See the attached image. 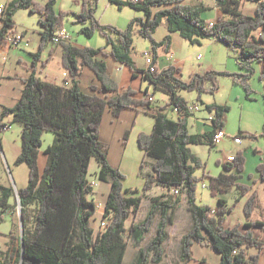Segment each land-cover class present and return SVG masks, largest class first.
<instances>
[{
	"label": "trees",
	"instance_id": "1",
	"mask_svg": "<svg viewBox=\"0 0 264 264\" xmlns=\"http://www.w3.org/2000/svg\"><path fill=\"white\" fill-rule=\"evenodd\" d=\"M198 1L109 0L119 9L130 8L143 14L132 19L125 30L103 24L96 17L99 0L74 1L80 8L77 13L57 11V0H46L45 4L36 0H12L4 7L0 42H5L7 35L15 32L14 18L20 10L39 16L41 37L40 50L34 54L30 75L21 79V98L15 106L3 108L0 114V134L9 126L5 122L7 118H12V124L23 126L22 149L15 165H26L29 170L27 186L17 188L24 224V250L21 236L11 234L9 250L4 254L0 252V264H123L130 241L138 248L133 264H159L164 260L167 228L173 222L180 197L175 201L152 198L146 218L141 222L133 221L127 229L126 222L140 211L144 195L125 187L126 175L111 165L109 150L100 139L106 110L119 117L125 109L140 106L152 109L153 103L147 100L148 90L144 99H138L137 91L121 87L110 74L105 58L125 65L133 79L141 75L154 86L155 91L168 95L174 106L185 111V117L174 119L165 112V108H159L153 113L155 123L152 132L138 135L139 148L154 161L153 175L146 179L143 192L157 184L186 195L192 227L181 239L182 264L194 259L196 244L217 252L221 256L220 264H258L259 255L264 250V238L256 235L255 229L264 233V222L253 219L259 208V193L254 188L257 181L252 175L249 176L252 184L239 181V173L244 171L246 164L242 152L235 155L234 162L221 163L227 173L207 176L212 197L235 189L239 196L236 203L229 207L227 201L219 198L218 207L214 210L197 202L201 178L196 173L204 163L193 152L192 146L216 147L214 134L219 129L224 130L228 107L206 105L207 110L214 114L213 128L203 134H193L190 131V105L180 91L196 92L201 101L204 93L218 91L220 76H227L241 85L247 98L251 99L254 91L250 78L255 73V63L260 65L259 80L264 86V0H216L223 15L214 23L202 18V13L207 10L205 6L187 3ZM247 1L257 2L254 15L240 11L241 5ZM70 17L75 18L73 24L81 27L82 34L88 38L99 34L106 39L107 45L95 49L61 43L62 67L68 72L66 84L60 86L42 81L37 77V64L54 35L66 28ZM162 26L167 35L159 41L155 34ZM174 33L180 34L193 46L200 45L204 39H213L228 49L237 50L238 66L245 73L206 71L193 73L185 81L181 67L171 65L159 70L160 52L171 53ZM136 34L151 45L153 62L147 68L137 67L131 56ZM84 68L94 73L102 86L103 96L98 94L96 86L91 88L94 94L82 91L81 72ZM208 83L210 88L206 86ZM45 133L54 134V142L44 150L47 162L41 173L38 161ZM129 136L130 131H127L125 141ZM237 137L242 138L241 135ZM92 159L99 164L98 179L111 185L103 216V219L110 218V223L97 234L91 226V219L98 206L88 199L94 190L88 180ZM143 165L144 162L142 168ZM256 170L259 181L264 182V159ZM14 196L12 187L0 185V225L4 223L5 214L14 209L11 204ZM245 197V222L227 226L228 215ZM156 219L155 234L146 241ZM251 249L256 253L251 255Z\"/></svg>",
	"mask_w": 264,
	"mask_h": 264
},
{
	"label": "rangeland",
	"instance_id": "2",
	"mask_svg": "<svg viewBox=\"0 0 264 264\" xmlns=\"http://www.w3.org/2000/svg\"><path fill=\"white\" fill-rule=\"evenodd\" d=\"M36 1L41 4H45L46 0ZM74 1L57 0L56 10L74 13L75 10H78V5L75 6L76 4H74ZM208 1L210 2L211 0ZM256 4V1L245 2L246 6L243 9L244 13L246 15H254L253 8L256 6ZM141 16H143L142 13L136 12L130 8L119 9L116 5L110 4L109 0H99L96 12V17L99 18L103 24H110L122 30L127 29L132 19L139 18ZM14 19L17 23V27L20 30L27 32V34H25L26 39L20 48H23L25 45L30 46L31 49H37V43L39 41L40 34L39 32H41L39 16L31 14L28 10H20L17 12ZM74 20V17H70V19L66 21V27L73 37L75 44L95 49L106 47L107 41L105 38L99 34L95 35L93 38H88L80 32L81 27L79 25L73 24ZM163 29L164 27L162 26L157 30L155 34L156 38H161L160 35L163 32ZM176 37L177 40L175 44V51L177 57L180 58L181 62L184 63V66H182L183 80L187 81L190 75L195 72H205V66L207 63L209 66H212L213 71L245 73V71L240 70L238 66L237 50L228 49L223 44H221L223 45L219 46L222 47L223 51L221 52V48L218 47V44H211L208 46L210 43L208 40L203 42V46H193L181 38L178 33ZM150 48L151 45L149 41L143 39L139 34L134 36V48L132 49L131 56L137 67H145L146 65L149 67L146 63L144 52ZM15 65L18 64L15 62L14 58H11L8 60L6 68L0 67V74H2L4 70H7L10 73L15 72L17 69ZM253 66L255 73L250 78V84L254 93L251 99L247 98L246 91L241 85L236 84L233 78L227 76H220L218 78V91H208L204 93L201 96V101H199L198 94L196 92L180 91V95H182L190 105H197L200 108V112H198L197 115L203 120V122L201 125L196 124L194 128H191V132L193 134H203L211 131L208 129V127L212 126L210 119L212 114L207 110L206 105L217 104L228 107V110L225 112L224 116L227 137L219 145L213 148L209 145L192 146L193 152L198 157H200L204 163V167L202 169H198L196 173V176L201 178V181L198 183L197 193L200 204L203 206H218V201L213 199L214 197L211 196L209 185L210 180L207 176L210 175L216 177L221 173H227L222 166V162L226 161L228 155H236L238 152H242L246 158L245 169L243 172L239 173L241 183L249 182V175L256 174V166L264 159V94L262 93L264 86L259 80L260 65L255 63ZM55 67L56 70H58L56 64ZM18 71L21 72L23 70L19 68ZM206 86L207 88H210L211 85L208 83ZM6 88H10V84H6L5 82L2 90L3 98L6 103L12 104V97L7 96L8 91ZM149 88L151 91L149 94L153 93L155 100L158 101V103H163L161 99L163 93L160 91H155L154 86H149ZM164 105L165 104H163V106ZM142 116V121L145 120V122H150L153 119L151 114L146 113ZM6 120V123L10 126V128L0 134L2 148L0 149V184L12 187L15 191V196L11 200V204L14 206V209L9 210L5 214L4 223L0 225V252L2 254L9 250L11 234L15 235L16 237H20L22 234L20 220L21 215L19 212V201L16 190L17 188H20L22 184L23 186L27 185L29 180L28 167L26 165L18 166L14 164L15 158H17L22 149L21 133L23 126L18 123L12 124V120L10 118H7ZM152 129L153 127L149 132L150 129L147 128V134L151 133ZM137 131L135 133H137ZM239 135L242 136V144H236L234 141V138ZM53 142L54 134L45 133L43 137V147L40 149L39 156V169L41 173L46 166L47 159V157L44 155V150L53 144ZM144 160H146L143 165L145 177V174L151 169L149 161L153 159L145 156V154L139 148L137 139L132 137L124 159V163L128 168V170H126V174L124 173L126 175L125 187L127 189L134 188V190H136L138 182H142L145 185L146 180H144L143 176L140 174V166L143 164ZM98 172L99 164L96 159H92L88 180L98 184V186L95 188L97 192L99 191L98 187L103 185L98 179ZM148 178L149 177H146L145 179ZM203 184H205L207 188H203ZM144 185L141 187V191H143ZM258 190L261 201L264 203V184L260 185ZM88 199H91V201L92 199H95L97 204L102 202L101 196H96L94 193L89 194ZM235 199L236 197L228 195V200L230 203H236ZM148 211L147 204H144L143 207L141 206L140 211L136 214L137 221H143L146 218ZM241 215L242 209L239 202L234 207L231 215H228L226 225L228 226L233 222H240L238 220H240ZM102 219L103 217L101 218V221ZM175 219L177 222L176 225L170 228L172 248L168 251H171L170 254H172L173 251L174 254L180 255L181 235L184 232H188L192 226L191 216L186 205L182 206L181 209L178 210ZM95 220L96 219L92 216L91 226L93 229H98V223L96 224ZM157 223L158 220L156 219L151 233L147 237L146 241L154 236ZM100 227L96 234L103 231ZM255 233L261 238H264V233L261 230L255 229ZM135 249L136 247L133 245V242L130 241L124 264H132L131 262L133 260V253L135 252Z\"/></svg>",
	"mask_w": 264,
	"mask_h": 264
},
{
	"label": "crops",
	"instance_id": "3",
	"mask_svg": "<svg viewBox=\"0 0 264 264\" xmlns=\"http://www.w3.org/2000/svg\"><path fill=\"white\" fill-rule=\"evenodd\" d=\"M11 1L12 0H0V6L5 7ZM187 3L188 4H199V5L205 6L207 8V10L202 13V18L204 20L210 22V23L216 22L223 15L221 10L216 5V0H211L210 2L208 0H200L196 3H191V2H187ZM75 6H77V5H75ZM245 6H246L245 3H243L240 7V11L242 13H244L243 9L245 8ZM256 6H257V4H256ZM256 6L253 8V12H255ZM77 7H78V10H75L74 13H77L79 11L80 8H79V6H77ZM15 23H16V21H15ZM66 29H67V27H66ZM15 31L18 33H21V34H23V33L27 34L26 31H22L17 27V23H16V30ZM39 33H41V32H39ZM166 35H167V30L164 28L163 32L160 35L161 38H159V39L156 38V39L160 41ZM176 36H177V33L172 34L171 53L166 54L164 52H160V57H159L158 62H157V68L159 70H162L164 68H168L171 65L176 66V67H181V68H182V66H184V63L181 62V59L177 57V54L175 51V44H176V40H177ZM40 37L41 36L39 34V41L37 43V49H33V48L31 49L30 46H25V45L23 46V48H20V47L19 48H12V47H9V45L6 42H0V67L6 68V64H7L8 60H10L11 58H14L15 62L18 64V65H15V67L17 68L15 70V72L10 73L7 70H4L2 72V74H0V114L3 110V108H5V107L11 108V107L15 106V104L21 98V94H22V90H23V83H22L21 79L27 78L30 75V70L34 64V54L38 53L40 50ZM72 39H73V37H72ZM205 40H208L210 42L208 46H210L211 44H215V45L218 44V47L223 46V45H221V43H219L213 39L202 40L201 44H200L201 46H203V44H204L203 42ZM72 44L74 46L84 48V46H80V45L75 44L74 39H73ZM219 48H221V52H222L223 51L222 47H219ZM145 52H151V48L147 49ZM237 55H238V53H237ZM105 60L107 62L110 74L118 82V84H120L121 87H124V88L131 87L132 89L137 91L138 94L136 97L138 99H144L145 98V92L147 90L149 93H151L149 86H152V85L148 81L144 80L141 75H139L138 77L133 79L130 70L125 65H122L120 63L115 62L112 58H105ZM55 64L57 65L58 70H56ZM37 65H38L37 66V77L40 78L42 81L54 83V84H57L60 86L66 84L67 78L64 77L65 70L62 67V48H61V46L50 45L49 48L45 52L42 53L41 58H40ZM19 68L23 71L19 72L18 71ZM139 68H147V65L145 67H139ZM205 69H206L205 72L206 71H213L212 66H209L208 63L206 64ZM195 73H201L202 74L204 72H195ZM6 79H8V80H6ZM5 82H6V84H10V88H8V89L6 88V89L8 91L7 96L12 97V104L6 103V101L3 98V91L2 90H3V85ZM80 86H81V89L84 93L94 94V92L91 90V88H92V86H96L98 89L97 90L98 94L101 96H103V94H104V92H101V90H102L101 84L97 80L94 73L92 71H90L88 68L82 69L81 85ZM262 93L264 94V87H263ZM151 95H154V94L152 93ZM161 99H162L163 103H158V101L155 100V102L152 104V109H149L147 106H140L137 109H125L122 111V113L119 117H114L112 115L111 111L108 109V110H106V112L104 114L102 125H101L100 139L107 146V148L109 150L108 158H109L111 165L114 166L115 168H118L119 170H121L125 174H126V170H128V168L124 163V159H125V154L127 153L129 143L131 142V138L134 137L138 141V135L141 132H146L147 128L150 129L149 130V132H150L151 128L154 126V123H155L154 117H153L152 121H150V122H145V120L142 121V117H143L142 115L147 113V114H151L153 116V113H152L153 110H155L157 108H161V106H163V104L170 101V97L164 93H163V96L161 97ZM198 112H200V110ZM198 112H194L191 114L192 116L189 119L190 131H191V128H194L196 124L201 125V123L203 122V120L198 117V115H197ZM211 114L212 115H211L210 119L212 122L213 113H211ZM10 119L12 120L11 117H10ZM6 121L7 120L5 119V122ZM212 128H213V123H212L211 127H208V129L212 130ZM224 130L226 132L225 127H224ZM127 131H130V136H129L128 140L125 141V135H126ZM136 131H137V133H135ZM142 152L144 153V151H142ZM263 158H264V155H263ZM15 160H16V158H15ZM145 161L146 160H144V163H145ZM46 162H47V159H46ZM153 163H154L153 160L149 161V165H150L151 169L148 173L145 174L146 175L145 177H144V172H143L144 170L142 168V165L140 166V174H141V176H143L144 180H146L145 179L146 177H151L153 175V170H152ZM222 163H224V162H222ZM14 164H15V162H14ZM39 165H40V162H39ZM252 176H253V180L257 181V183L254 185V188L259 193L258 188L260 185L264 184V182L259 181V174L257 172H256V174H252ZM253 180L249 179V177H248L249 182H247L245 184H252ZM101 183L103 185H100L98 187L99 191L97 192V190L94 189L92 193H94V195H96V196H99V195L101 196L102 202H100L99 204H102V206L105 207V204L107 202V198H108V195L110 192L111 185L109 183H106V182H101ZM0 185H3V184H0ZM137 185L138 186H137L136 190H140L139 192L144 195L142 207L144 206V204H147L148 210L150 209L152 198L162 197L163 200L171 199L172 201H175L180 197V203H179L176 211L173 214V222H172V224H169L168 228H167L168 241L164 245L165 250H166V256H165L164 260L159 264H182L180 255L174 254L173 251H172V254H170L171 251L169 252L168 250L169 249L171 250V248H172L170 228L175 226L177 223L176 219H175L176 213L178 212V210L181 209L182 206H184V205L187 206V200H186L185 193H182V192H180L178 190H174V189L163 188L157 184L153 185V188L151 190L143 192V191H141V189H142L141 187H143L144 184L142 182H138ZM203 185L206 186L205 184H203ZM3 186L9 187L6 185H3ZM26 186L27 185L23 186V184H22V186H20V188H24ZM205 188H207V186ZM129 189L134 190V188H129ZM228 195L236 197L235 201L239 197L237 191L235 189H231L229 192H226L224 194L219 193L218 196L213 198V199L218 201L219 198H222L225 201H227L228 206L231 207L235 203L229 202ZM246 200H247V197L240 200L242 215H241L240 220H238L240 222H237V223H244L245 222L243 208H244V204H245ZM89 201H91V199H89ZM92 202H94L96 205H99L96 203L95 199H92ZM197 202H198V204H200L198 193H197ZM200 205H202V204H200ZM210 207L213 208L214 210H216L218 206L216 205V206H210ZM187 210H188V207H187ZM103 216H104V208L97 209L96 213L94 215V218L96 219L95 220L96 224L98 223V229H96V228L93 229L95 231V233L99 230V227L101 226L100 221H101V218ZM253 219L255 221L264 222V203L261 201L260 195H259V208L255 211V213L253 215ZM133 221L138 222L137 221V215L135 217H133V215H131L130 219L126 222V228L127 229L130 227V225ZM237 223L233 222V223L229 224L228 226H233ZM186 233L187 232H184L181 235L180 239H182V237ZM193 250H194V259L187 262V263H184V264H220V262H221V256L217 252H215L209 248H206V247H203V246L196 244L194 246ZM249 253L251 255H253L256 253V251L251 249L249 251ZM126 254H127V252H126ZM126 254L124 257V262H125ZM137 254H138V248H136L135 252L133 253V260L131 262L132 264L135 262ZM124 262H123V264H124ZM258 264H264V250L259 255Z\"/></svg>",
	"mask_w": 264,
	"mask_h": 264
},
{
	"label": "built area",
	"instance_id": "4",
	"mask_svg": "<svg viewBox=\"0 0 264 264\" xmlns=\"http://www.w3.org/2000/svg\"><path fill=\"white\" fill-rule=\"evenodd\" d=\"M132 1H137V0H132ZM3 12H4V7L0 6V31L2 30V28L4 26ZM24 40H25V36L23 34L15 31V32L7 35L5 42L9 45V47L19 48V47H21V45H23L22 43L24 42ZM63 42H65V43H72L73 42L72 36L66 28L60 30L59 32H57L54 35V37L52 38V41H51V45L52 46H61V43H63ZM144 57L146 59V63L148 64V66H150L153 62L152 53L151 52H145ZM152 72H155L154 68H152ZM67 76H68V72L65 71L64 77H67ZM147 100L151 104L154 103L155 102L154 95L150 94L147 97ZM161 107L165 108V110H166L165 112L169 113V116L171 118L176 119L178 117H185V111L182 108L174 106L170 101L165 103V105L161 106ZM158 110H159V108L153 110L152 113H156V112H158ZM189 110L192 114L194 112H198L200 110V108L197 105H190ZM9 128H10V126H7L5 128V130H7ZM226 137H227V134L224 130H221V129L217 130L215 132L214 138H213L214 145L215 146L219 145ZM234 141L236 144H242V138H240V137H235ZM234 160H235V155L231 154V155L227 156L225 162L232 163V162H234ZM97 186H98V184L96 182H91V187L93 189H95ZM203 187H206V186L203 185ZM102 208H104V207L101 204H99L97 207V209H102ZM214 213H215V211H214ZM109 223H110V218L102 219L101 228L103 230H105L108 227Z\"/></svg>",
	"mask_w": 264,
	"mask_h": 264
},
{
	"label": "water",
	"instance_id": "5",
	"mask_svg": "<svg viewBox=\"0 0 264 264\" xmlns=\"http://www.w3.org/2000/svg\"><path fill=\"white\" fill-rule=\"evenodd\" d=\"M0 149L1 148V144H0ZM16 193H17V198H18V204H19V209H20V220H21V230H22V234H21V238H22V251L24 250V242H23V236H24V224H23V219H22V213H21V204H20V198H19V194H18V191L16 190Z\"/></svg>",
	"mask_w": 264,
	"mask_h": 264
}]
</instances>
